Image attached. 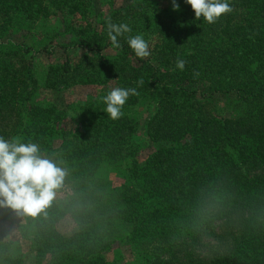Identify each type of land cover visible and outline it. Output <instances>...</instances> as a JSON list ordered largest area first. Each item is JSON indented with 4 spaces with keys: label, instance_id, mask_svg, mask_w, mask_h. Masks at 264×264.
<instances>
[{
    "label": "trees",
    "instance_id": "trees-1",
    "mask_svg": "<svg viewBox=\"0 0 264 264\" xmlns=\"http://www.w3.org/2000/svg\"><path fill=\"white\" fill-rule=\"evenodd\" d=\"M176 3L0 0V136L38 144L67 172L46 209L19 212L14 240L0 238V264H24L12 244L27 239L25 226L34 264H264V0H229L232 12L214 24ZM49 20L73 38L56 45L58 58L3 39ZM109 20L131 28L120 49ZM137 34L149 45L144 60L127 44ZM38 53L43 88H96L72 115L33 104ZM114 87L139 93L119 120L102 99ZM146 100L137 131L128 111ZM14 213L0 207V227Z\"/></svg>",
    "mask_w": 264,
    "mask_h": 264
},
{
    "label": "clouds",
    "instance_id": "clouds-1",
    "mask_svg": "<svg viewBox=\"0 0 264 264\" xmlns=\"http://www.w3.org/2000/svg\"><path fill=\"white\" fill-rule=\"evenodd\" d=\"M191 6L195 18L201 17L208 24H214L232 12L229 0H185ZM172 10L178 11L179 4L172 0ZM108 37L115 49L122 47L118 37L131 31L125 23L107 24ZM129 48L140 60L151 53L148 42L137 34L127 40ZM185 61L178 59L176 68L183 71ZM138 85H143L141 78ZM139 95L136 88H112L102 99L106 105L104 112L112 120L123 116L122 109L130 96ZM67 175L65 169L41 154L38 144L22 142L19 137L5 139L0 136V207H8L28 216H37L53 201L55 190L59 189Z\"/></svg>",
    "mask_w": 264,
    "mask_h": 264
},
{
    "label": "rangeland",
    "instance_id": "rangeland-1",
    "mask_svg": "<svg viewBox=\"0 0 264 264\" xmlns=\"http://www.w3.org/2000/svg\"><path fill=\"white\" fill-rule=\"evenodd\" d=\"M101 9H105L108 7V4H111L113 7L119 5L121 0H97ZM8 34L5 38H10L13 42L21 43L24 47L28 46L31 48L32 51H37L43 46L51 47L53 51V56L58 58L60 56V51L56 45L58 44H67L72 41L73 38L68 33L64 32L60 22L49 20L43 23H35L29 29L22 26L19 30L18 29H7ZM2 39V40H3ZM69 53H73V51L69 50ZM47 63V59L41 54L38 53L35 56V65H36V72L39 85L35 90L34 96L32 97L33 104L40 105V106H53L56 110H62L72 115L76 112L78 103H82L88 96L92 95L96 88L91 85H71L67 89L59 90V91H51L47 90L42 87L40 76L41 72L43 71L45 65ZM198 90L203 89L201 84H197L196 87ZM152 110V104L149 100L142 101L135 107H132L128 111V115H130L133 120L135 121V125L137 131L142 130V125L145 119L149 116ZM73 111V113H72ZM121 177L117 176L116 174L112 173L109 175L110 185L112 187H117L118 184L121 182ZM23 219L21 214L14 213L11 215L5 224H3L0 229V238L2 241L7 240H14L15 235L18 234L16 225L22 224ZM73 228V227H69ZM27 235V239L25 241H21L20 246L12 244V248L14 251L20 253L23 258L24 264H34L33 258V247L30 242L32 234L30 227L25 226L23 227ZM116 245H118L116 243ZM116 247V246H115ZM114 247V248H115ZM117 250L113 249L107 253V258H112V255H117Z\"/></svg>",
    "mask_w": 264,
    "mask_h": 264
}]
</instances>
